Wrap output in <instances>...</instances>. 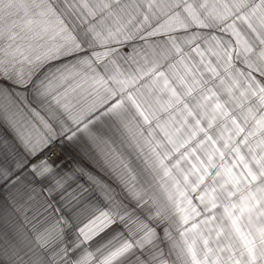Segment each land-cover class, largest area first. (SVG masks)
<instances>
[{
  "label": "snow or ice",
  "instance_id": "obj_1",
  "mask_svg": "<svg viewBox=\"0 0 264 264\" xmlns=\"http://www.w3.org/2000/svg\"><path fill=\"white\" fill-rule=\"evenodd\" d=\"M31 3L39 12L25 23L41 42L21 44L13 29L8 60L0 46V220L34 253L33 264H264V0ZM73 14H99L102 27L92 23L76 36L64 18ZM188 20L211 29L203 51L200 33L186 41L200 67L186 61L175 38L174 51L133 44L122 58L127 73L115 61L111 75L107 63L103 71L93 70L96 90L107 93L99 103L74 113L63 102L67 92L59 89L81 66L91 68L116 51L112 44L181 31ZM216 31L231 39L225 42ZM85 44L102 51L78 55ZM172 55L177 60L167 64L175 69L170 73L164 66ZM234 60L250 77L236 70ZM140 81L146 82L138 86ZM29 96L47 118L27 104ZM109 116L119 150L93 131ZM72 150L79 159L69 167ZM140 158L171 181L174 212L155 198L154 210L145 212ZM16 214L22 225L14 223Z\"/></svg>",
  "mask_w": 264,
  "mask_h": 264
},
{
  "label": "crops",
  "instance_id": "obj_2",
  "mask_svg": "<svg viewBox=\"0 0 264 264\" xmlns=\"http://www.w3.org/2000/svg\"><path fill=\"white\" fill-rule=\"evenodd\" d=\"M58 7H62V6L58 5ZM121 7H124V5H113V10H119ZM127 7L131 8L132 6L127 5ZM197 7H199V5H197ZM176 11H180L182 13V9H176ZM38 12H39V8L33 5L31 3V0H2V3H0V32L3 33L4 39L2 43H0V46H2L5 49L4 52L5 60L9 59V56L7 54L8 52L7 46L9 43L8 35L13 29H15L18 36V42L21 44L32 43L33 45H35L36 43L41 42L38 39L33 38L32 33L27 30V26L25 23L28 16H34V14ZM107 15H108L107 12H105L104 16ZM64 18L68 26L70 27L71 31L76 36H80V37H82V34L92 23H95L98 29L102 27L99 23L101 19V16L99 14L95 19L91 17L85 19L83 16H80L78 14L65 15ZM164 19L165 17L163 16L160 17L161 23H163ZM111 21L112 18L110 17L106 21V23L111 24ZM153 23H155V21H153ZM187 23H188V27L186 29H183L181 31H174L169 34H160V35L152 36L149 37L146 41L136 40V41H129L126 44H112L110 47L116 49V51H114L106 59L97 60L91 66V68H89L87 65L81 66L83 68V71L79 75L70 79L67 83H65L61 87V89H59V91L62 94L65 91L67 92L66 96H64L63 98V102H66L68 105H70L71 110L74 113L87 110L94 103H99V98L102 95H106L107 93H105L103 89H101L100 91L96 90L95 85L92 83V79H91V77L95 75V72L93 70L95 69L98 71H103V66L105 63H107L109 69L107 75H111L115 71V68L111 63V61H115L117 64L120 65L121 69L124 70L125 73H127L130 66L129 63L122 58L128 56V54L132 50L131 46L133 44H135L137 47L146 44H151L158 46L159 49L174 51V49H172V40L173 38H175V42L183 50V55L186 61L189 64H195L197 67H200L199 56L192 51V45H189L186 41L187 39L192 38L194 33H200V38H198L197 43L201 47V50L203 51V49L207 47L204 38L209 35L211 29L194 27L192 26L190 20H188ZM206 23H210V21H206ZM237 23L239 24L241 31L246 33L247 30L245 25L240 23L239 21H237ZM212 34L220 37L225 42L231 39V37L227 33H221L219 31H216L213 32ZM93 51H102V49L100 48L89 49L88 45L85 44L84 50L78 53V55H85V54L91 55ZM176 60H177V56L172 55L170 59L166 62L164 66V70L169 71L170 73L172 71H175V69H171V70L168 69L167 64L175 63ZM233 63L234 65L237 66L236 67L237 71L242 70L245 73L246 77H250L251 73L242 62L238 60H234ZM141 65H143V61H141ZM131 68L134 69L135 65H131ZM176 68H180L181 71L183 70L178 63L176 64ZM201 71H203L202 68ZM210 75H211L210 73H205V78L209 77ZM145 82L146 81H140L138 86H142L143 83ZM173 83H176V81H173ZM241 83L242 84L244 83L243 78L241 80ZM108 86L112 88L119 87V85L114 84L111 81L108 82ZM141 90L143 91L142 87ZM187 99L189 100V103L193 102L191 97H188ZM27 104L30 105L32 108L36 109L37 111H40L41 115H44L47 118V113L41 110L39 105L36 103V101L32 99L31 96L27 98ZM25 110L27 111V109ZM235 114L239 115V112ZM28 115L31 116V113L29 112ZM162 119H166V115L162 116ZM93 131L96 132L97 134L102 135L104 138L113 139L117 149L118 150L121 149L120 141L117 138L118 134L115 132L114 117L111 116L103 117L101 121L95 125ZM124 150L133 151V149L127 148L126 146ZM72 151H73V156H75V159H70L67 162L69 167H71V165L75 162L76 159H79L78 154L75 152V150ZM134 159H135V154H134ZM168 163L171 165L173 161L170 160L168 161ZM136 166L138 169L143 170L138 173V179L140 184H142L143 187L146 189L145 196L149 198V203L145 205V212L154 210L151 205L152 198H155L159 204L166 206L170 210V212H174L175 209L172 207L171 202L168 200L169 193L174 192V188L171 184V181H168L167 178L163 176L162 172L159 173L153 172L151 168L146 167V165L142 162V158L136 159ZM143 214L144 213H141V215ZM172 222L173 225L178 224L179 223L178 217L173 215ZM14 223H19L21 225L23 224L22 217H20L19 214H16ZM250 230L251 227L244 229L245 232H248ZM173 234L176 235L175 232ZM234 246L237 249H239L240 248L239 242L234 241ZM36 251L39 252L40 250L37 249ZM34 258H35L34 253H32L29 250V247L26 246V243L19 238V236L16 234L14 227L8 225L3 220H0V264H33ZM246 258L247 257L245 256V259Z\"/></svg>",
  "mask_w": 264,
  "mask_h": 264
}]
</instances>
